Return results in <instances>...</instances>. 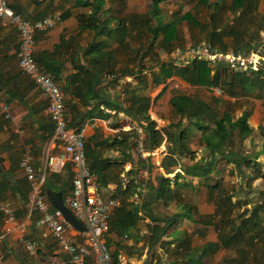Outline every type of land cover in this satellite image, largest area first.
<instances>
[{"label": "crops", "instance_id": "1", "mask_svg": "<svg viewBox=\"0 0 264 264\" xmlns=\"http://www.w3.org/2000/svg\"><path fill=\"white\" fill-rule=\"evenodd\" d=\"M7 1L18 14L29 20H39L56 12L62 15L60 23L54 28L43 33H36L34 58L43 70H45V66H48L49 69L58 71L56 80L65 88L63 90L67 122L71 119V113L79 115L77 120L73 121V125L68 126L74 129L83 128L88 147L95 150L103 159L111 162H120L122 155L119 151L108 146L122 141H126L128 146L133 145L126 151L129 159L122 165L120 184H105L101 188L103 195L109 198L115 196L117 191L126 192L131 182L139 185L136 192L127 200L131 207L118 218L121 221L118 230L112 228L105 235L110 253L118 256L123 255L132 264H157L159 260L169 263L176 258V255L164 253L160 247L161 241H171L172 251L182 240H187L190 248L194 250H201L206 244L216 243L215 229L210 222H207L209 221L208 217L213 216L216 208V192L209 187L215 181H221L224 175L230 173L233 166L227 165L217 155L216 160L210 163L207 168L196 171V173H187L182 170L183 166L188 167L199 159L203 163L212 159L209 155L205 156L207 151L201 142L200 132L193 126L188 127L187 130V143L195 151L194 161L190 157L177 154L178 151L174 150L176 146L174 141L166 143L167 139L163 133V130L167 129L171 123L178 121V116L174 114L171 105L172 97L177 94L194 96L190 93H194L193 89L197 88L186 83L164 61L153 68L155 75L160 80L158 84L151 82V71L145 69L148 72L145 75L148 85L146 89L141 88V91L150 97L151 106L148 114L155 123V130L161 132L164 139L159 147L152 149L149 146L147 134L144 133L143 147L145 152L151 154L142 158L136 151L133 134L127 135L129 126L125 123L124 111L116 109L118 106L124 108L127 105L117 85L111 84L107 78L93 88L91 96L81 100L75 95L76 85L70 79L76 72L73 66L81 57L90 38L88 32H83L81 37L77 38L79 16L89 13L90 10L88 8L81 10L75 7V0ZM255 1L257 4L253 16L264 22V0ZM124 2L125 8L122 9V15L119 12L122 17L124 12H129L131 6L139 5L140 0H124ZM149 4L150 2H147L144 5H148L149 9ZM193 9L187 10V12H194ZM202 11L204 13L203 9ZM142 13L138 14L142 15ZM203 13L199 16H202ZM188 30L189 43L198 44L205 40L199 29L188 28ZM260 37L261 44L253 42L251 45L252 51L260 57L253 70L261 69L264 65V50L261 51V48L264 47V31H260ZM18 46L16 30L10 26H2L0 23V103L8 105L13 116L11 121L0 116V198L9 200L15 210V219L11 223H5L0 214L2 264H71L69 254L58 248L52 238L40 237L42 228L36 225L39 214L33 210L30 197L31 183L25 178L23 170L19 166L22 152L25 148H30L35 172L44 174L47 184L54 188L51 191L61 192L64 204L69 206L72 168L67 166L58 173H51L46 168L47 158L55 155L61 147L53 139V125L46 111L45 97L18 68ZM154 51L156 52L157 49ZM242 52L247 53V50L242 49ZM146 59L149 60L150 56H147ZM152 86L153 88H151ZM157 88H160L159 91L152 96V92ZM246 90L249 92L246 96L228 97L231 98V102L238 105L234 112L235 119L243 112H248L249 115L247 123L251 133L245 143H247L250 152L244 150L245 155L258 157L257 161L264 165V88L260 90L255 87H246ZM257 94H260L261 97L255 98ZM95 114L105 117L100 118ZM80 115L83 118H80ZM184 125H187V122L184 121ZM148 147L150 148L148 149ZM142 161L145 166L140 163ZM131 170L132 173H129ZM51 174L55 175L51 176ZM160 178L168 179L171 188L178 195L177 201H171L167 206H163L155 198V191L159 190L161 186ZM226 180L221 182L222 186L226 185ZM261 180L256 179L251 183L257 186ZM236 183L240 185L241 182L237 181ZM140 185L143 186L141 191ZM235 190H238L237 186H235ZM251 191L253 193V190ZM136 194L137 197H135ZM253 195L257 196V193L255 192ZM232 201L234 202L235 199L233 198ZM120 207L121 204L118 208ZM188 207L191 208L190 220L185 217ZM249 207V205L246 206V208ZM118 208L114 210L110 220L115 221L117 218L115 211ZM155 226L159 228L165 226V229L157 240L149 245L147 238L151 234L148 228ZM69 231L77 242H81L79 230L72 227ZM25 240L39 242L36 256L29 257L27 255L23 244ZM234 255L232 250L219 249L213 254L202 257L201 264H225V260ZM176 262L175 264H184L181 259Z\"/></svg>", "mask_w": 264, "mask_h": 264}, {"label": "trees", "instance_id": "2", "mask_svg": "<svg viewBox=\"0 0 264 264\" xmlns=\"http://www.w3.org/2000/svg\"><path fill=\"white\" fill-rule=\"evenodd\" d=\"M148 1L150 4L146 13L142 15L128 14L122 17L119 12L120 9L125 8L124 0H75V7L81 10L85 8L90 10L89 13L79 16L77 38L81 37L83 32H88L90 38L81 57L73 66L76 72L70 79L76 85L75 95L82 100L91 96L93 88L99 85L103 79L112 76L108 80L111 84L116 85L118 78L134 76L135 81L127 83L123 87L124 101L127 105L124 108L118 106L116 109L124 111V115L142 126L144 133L147 134L149 146L154 149L161 145L164 138L161 132L155 130V123L149 117L150 97L141 91V88L146 89L148 85L146 77L139 74L145 68L143 65H139L135 70V66L130 65L137 60L141 48L146 49L142 57L148 55L154 43L160 38L162 40L161 47L166 53H169L174 48V43L178 41L179 26L185 23L190 29H199L204 35V41L210 45L212 50L226 52L231 49L238 52L245 49L248 51L252 48L253 42L261 43L260 31H264V22L253 16L257 4L255 0H231L227 10L232 13L233 17L229 22L224 21L222 14L219 13L223 9L222 0H198L197 6L193 9L194 12L177 13V16H173L170 20H166L167 15L163 14L162 8L167 0ZM202 9L206 13H203ZM14 12L18 13L15 10ZM202 13L203 16L206 15V21L200 18L199 15ZM153 20L155 23H152ZM145 39L151 43L145 44ZM131 40H137L138 48L132 47ZM120 55L126 56V61L120 63ZM172 68L189 85L204 89L217 87L223 94L231 98L240 95L246 96L249 93L246 87H255L260 90L264 88V78L262 79L264 65L263 68L257 70L251 68L230 70L224 64L209 66L208 61L199 60L191 62L185 68ZM43 71L53 76L55 80L58 78V71L49 69L48 66H45ZM151 82L160 83L154 73L151 74ZM63 89L65 90V88ZM260 97V94L255 95V98ZM216 101L218 108L215 110L212 105L195 96L177 94L171 99V105L174 114L178 116V121L171 123L167 129L163 130L167 139L166 143L174 141L173 143L176 145L174 150L178 151L177 154L190 157L194 161L195 151L187 143L188 127L193 126L200 132L203 147L212 157L210 161L204 163L199 159L188 167L183 166L182 170L187 173H196V171L207 168L218 155L227 165L233 166L229 175L237 174L245 181L243 184L246 185L247 182L256 179H264V165L257 161L258 157L245 155L242 149L243 142L251 133L247 123L248 112H243L235 119L234 112L232 109L230 110V103L227 100L216 99ZM95 115L100 118L105 117L101 114ZM78 117V114L71 113L68 125L72 126L73 121ZM80 118L83 116L80 115ZM184 121L187 122V125H184ZM129 134L132 132L128 131L127 135ZM132 146H128L126 141L108 146L119 151L122 155L120 162H111L103 159L85 142L86 162L91 172L97 176L100 188L105 184H120L122 165L129 159L126 151ZM140 163L145 166L143 161ZM248 171H251V174L246 178L245 172ZM129 173H132V170ZM53 175L55 174H51V176ZM221 181H215L209 187L216 192V208L215 213L208 217L209 221L207 222L213 225L217 234V242L206 244L201 250H194L190 248L187 240H182L172 251L171 241H161L160 247L163 252L168 255H176V258L169 263L159 260L157 264H175L180 259L184 264H201L202 257L213 254L219 249L232 250L235 253L233 257L225 260V264H264V192H257V196H254L256 200L253 201L252 192L248 189L247 191L250 192H245L246 189H243L244 186L241 183L238 190L234 189L233 192H229L225 186L232 189L230 186L232 183L222 186ZM160 182L159 190L155 191L156 200L160 201L163 206H167L171 201H177V192L171 188L169 180L160 178ZM44 184L45 191L54 190L46 181ZM138 187V184L131 182L126 192L117 191L113 196L120 197L122 202L121 207L115 211L117 218L115 221L111 219L109 222V230L112 228L118 230L121 225L118 218L131 207L127 200ZM235 196L237 200L233 202L232 199ZM248 205L250 207L246 208ZM190 209V207L186 208L185 214L189 220L191 219ZM164 229L165 226L148 228L151 234L147 238L149 245L157 240ZM111 256L113 264H117L118 255L111 254Z\"/></svg>", "mask_w": 264, "mask_h": 264}, {"label": "built area", "instance_id": "3", "mask_svg": "<svg viewBox=\"0 0 264 264\" xmlns=\"http://www.w3.org/2000/svg\"><path fill=\"white\" fill-rule=\"evenodd\" d=\"M61 21V14L54 13L51 16L39 20H29L15 13L7 0H0V23L2 26L14 28L18 34L17 63L20 72L28 77L41 91L47 101L46 111L53 125V139L57 141L61 149L46 160V168L51 173H58L67 166L72 168L71 198L69 208L74 217L85 227L79 232L81 242L70 234L72 226L65 221L61 213L51 206L46 191L43 188L44 174H37L32 166V152L25 148L19 160V166L23 170L25 178L31 183V200L33 210L39 217L36 225L42 228L41 238H52L58 248L70 256L71 264H113L112 256L105 241V235L109 231V222L114 210L121 204L120 197H105L97 182V176L91 172L86 162L84 144L85 130L74 129L68 126L62 85L51 75L46 74L34 58L35 35L37 32H46L54 28ZM260 57L252 49L246 52L212 50L205 41L190 45L186 48H176L170 52L165 63L174 68H185L193 61L206 60L212 66L224 64L230 70L251 68L255 69ZM147 71L141 70V76L147 75ZM109 79L112 78L108 77ZM135 81L134 76L118 78L117 87L123 93V84ZM212 92L221 95L219 88H211ZM0 116L11 121L13 116L6 104L0 103ZM133 134V140L138 155L142 158L147 153L143 147L144 130L142 126L130 117H124ZM142 185H140L141 191ZM137 197V194L135 195ZM0 214L5 223H11L15 219V210L7 199L0 198ZM27 255H37L39 242L25 240L23 242ZM3 255L0 251V264ZM117 264H132L128 259L119 255Z\"/></svg>", "mask_w": 264, "mask_h": 264}, {"label": "rangeland", "instance_id": "4", "mask_svg": "<svg viewBox=\"0 0 264 264\" xmlns=\"http://www.w3.org/2000/svg\"><path fill=\"white\" fill-rule=\"evenodd\" d=\"M147 2H149V1L148 0H140L139 5L131 6L129 8V12L126 11L123 13V17L128 15V14L137 13V15H140L138 13L146 12L148 9V5H144V4H146ZM230 2H231V0H222L221 3L223 5V9L219 12L220 14H222L223 20L228 21V22L232 20V13L228 12V10H227ZM195 5L197 6L196 0H168V2L166 4H164L162 7L163 8V14L167 15L166 20H170L173 16H177L176 15L177 13L182 14L184 12H187V10H192L193 8L196 7ZM126 10H128V9L126 8ZM204 13H206V12H204ZM120 14L122 15V9H120ZM209 14H210V11L208 12V15ZM200 18L203 21H206V15H204V16L202 15V16H200ZM152 23H155V20H153ZM190 34H191V31H190ZM188 36H189L188 27L185 23H183L179 26L178 41L174 43L175 46L170 52H172L176 48H186L190 45H193V44L189 43L188 39L190 36L189 37ZM145 40H146L145 44L151 43L148 41V39H145ZM179 42H182V43H179ZM137 44H138L137 40L136 41L131 40L132 47L138 48ZM161 44H162V40L159 38L156 41V43H154V46H153L152 50L148 53V55L143 56V57H142V55H144L146 49L141 48V51L139 52V54L137 56V60H135L136 62L133 61L130 65L135 66V70L139 67V65H143L145 69H147L149 72L151 71L150 74H153V73L155 74V72L153 71L154 66L158 65L162 61L165 62L166 56L170 53V52L166 53L163 50V47H161ZM154 49H157V51L155 52ZM261 49H262L261 51H263L264 47H262ZM147 56H150L149 60L146 59ZM126 59H127V57L124 55L123 56L120 55V57H119L120 63L126 61ZM168 66H170V65H168ZM209 66H212V65L209 64ZM151 88H153V86ZM154 88H156V87H154ZM159 89L160 88H157L155 91H153L152 96H154L159 91ZM193 90H194L193 91L194 93H190V95H194L196 97L202 98L203 100L207 101L210 105H212V107L215 110L218 108V102L216 101V99H223V97H224V100H227L230 103V110L232 109V112H235V109H237V107H238L237 103L231 102L230 101L231 98H229L227 95H225L223 93L221 95L214 94V92H212L211 88H209V89L197 88V89H193ZM233 106H234V109H233ZM125 123H127V122H125ZM246 139L243 142L242 149H243V152H244V150H247L250 152V149H248L247 143H245ZM205 156H208L207 152L205 153ZM249 174H251V171L245 172L246 178H248L250 176ZM228 175L229 174L224 175L221 182L223 183V180H226V178H227V180L225 181L226 184L228 183L230 185L231 184L230 182H234V183H232V185H230V186H232V189L229 186L223 185V186H225V188L228 189L229 192L234 190L235 186L239 187L238 183H236L237 181L241 182V185L244 186L243 189L244 190L246 189L245 192H247V193H249L251 190H253L254 194H255V192L257 193L259 191H264V179L261 180V183L259 185L254 186L251 183L252 181L251 182L246 181L247 184L246 185L243 184L245 181H243L237 174H234L233 176H228ZM247 189L250 191H247ZM253 193H251L252 194L251 197L252 196L254 197ZM234 199L237 200L236 196L234 197ZM253 200L255 201L256 198L254 197Z\"/></svg>", "mask_w": 264, "mask_h": 264}, {"label": "water", "instance_id": "5", "mask_svg": "<svg viewBox=\"0 0 264 264\" xmlns=\"http://www.w3.org/2000/svg\"><path fill=\"white\" fill-rule=\"evenodd\" d=\"M46 194L52 207L57 209L61 213L67 223H69L76 230H85L84 225L74 217L70 208L64 204L61 192H53L51 190H46Z\"/></svg>", "mask_w": 264, "mask_h": 264}]
</instances>
